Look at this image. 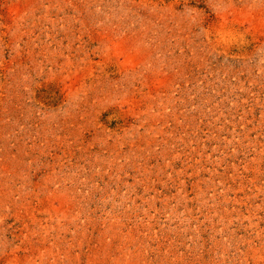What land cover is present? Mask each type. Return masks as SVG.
I'll use <instances>...</instances> for the list:
<instances>
[{
  "label": "rangeland",
  "instance_id": "rangeland-1",
  "mask_svg": "<svg viewBox=\"0 0 264 264\" xmlns=\"http://www.w3.org/2000/svg\"><path fill=\"white\" fill-rule=\"evenodd\" d=\"M0 264H264V0H0Z\"/></svg>",
  "mask_w": 264,
  "mask_h": 264
}]
</instances>
